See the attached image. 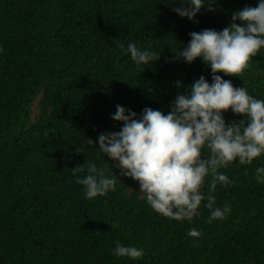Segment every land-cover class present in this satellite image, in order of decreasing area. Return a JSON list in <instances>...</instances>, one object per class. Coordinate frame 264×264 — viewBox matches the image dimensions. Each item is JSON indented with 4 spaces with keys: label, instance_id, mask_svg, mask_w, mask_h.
Returning a JSON list of instances; mask_svg holds the SVG:
<instances>
[{
    "label": "trees",
    "instance_id": "obj_1",
    "mask_svg": "<svg viewBox=\"0 0 264 264\" xmlns=\"http://www.w3.org/2000/svg\"><path fill=\"white\" fill-rule=\"evenodd\" d=\"M167 2L0 0V264H264V182L254 177L264 153L220 169L232 181L213 192L217 205L230 203L226 218L209 222L202 200L199 216L177 221L153 211L138 182L95 143L100 132L119 130L117 104L137 117L145 106L167 112L194 79L210 82L199 57L188 63L174 51L190 31L219 30L233 10L256 4L216 0L189 19ZM129 41L159 57L134 65ZM219 74L264 99V49L239 76ZM224 117L243 114L229 109ZM89 160L115 176L105 195L85 197L74 179L71 167L83 164L75 174L82 176ZM190 227L199 234L189 236ZM117 239L141 247L142 256H114Z\"/></svg>",
    "mask_w": 264,
    "mask_h": 264
},
{
    "label": "clouds",
    "instance_id": "obj_2",
    "mask_svg": "<svg viewBox=\"0 0 264 264\" xmlns=\"http://www.w3.org/2000/svg\"><path fill=\"white\" fill-rule=\"evenodd\" d=\"M175 2L180 6L173 11L193 19L202 5L211 9L216 0ZM188 35L187 43L174 51L176 58L191 63L199 57L210 67L211 81L203 74L194 79L186 93L178 92L170 101L167 112L145 106L137 117L132 109L117 104L111 115L122 121L119 130L100 132L95 143L123 175L138 182L137 192L157 214L170 220L190 221L200 215L199 206L205 200L207 220L211 222L226 218L231 211L229 202L215 203L217 184L232 182L220 169L227 168L233 160L250 164L264 153V99L250 94L244 86H234L219 74L239 76L250 57L264 49V0L233 10L231 21L219 30L203 28ZM126 51L134 65H147L160 53L132 41L127 43ZM229 109L243 117L226 123L224 112ZM88 142L94 143L92 139ZM83 169V164L71 167L85 197L105 195L114 189L115 176L106 175L95 161H87L84 175H75ZM206 176L210 177L207 195L201 191ZM254 177L264 182V166L254 169ZM187 234L196 236L199 229L190 227ZM110 251L116 257L133 259L143 254L141 247L122 244L118 239Z\"/></svg>",
    "mask_w": 264,
    "mask_h": 264
}]
</instances>
